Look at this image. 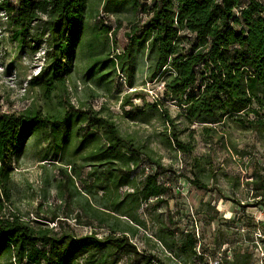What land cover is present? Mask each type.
Wrapping results in <instances>:
<instances>
[{"label":"trees","instance_id":"obj_1","mask_svg":"<svg viewBox=\"0 0 264 264\" xmlns=\"http://www.w3.org/2000/svg\"><path fill=\"white\" fill-rule=\"evenodd\" d=\"M87 8L88 0H17L16 4L0 0L12 39L21 45L31 43L34 53L44 44L47 57L27 80L28 88L38 89L41 104L0 113V264L2 258L9 264H192L200 256L195 250L197 238L191 232L177 237L167 223L168 215L156 221L154 235H139L138 228L146 225L141 206L145 204L147 211L166 203L168 188L156 171L163 169L160 157L120 133L113 113L103 104L98 109L69 104L67 81L83 43ZM101 9L113 15L131 11L136 17L128 22L120 52L97 54L92 42L111 32L106 27L93 34L87 76L102 82L119 72L133 87L138 60L143 58L148 81L161 78L164 94L176 103L185 124H204L201 133L208 138L226 118L240 119L248 112L258 116L264 108L260 0H102ZM121 103L129 104L130 96ZM144 107L129 115L144 112L160 119L171 128L168 144L182 153L192 152V132L191 141L180 140L176 119L166 107L157 102ZM255 119L239 120V125L264 133V121ZM34 133H41L45 143L43 160L64 165L59 168L64 180L57 187L64 202L66 197L76 200V210L64 213V219L54 214L30 222L10 205L11 165ZM193 163L197 174L188 181L205 187L199 185L207 176L205 168L198 158ZM262 170L255 164L246 181L253 204L231 201L241 208L264 203ZM215 189L222 199H231ZM71 215L92 230L75 235L65 228ZM51 221L55 226H48Z\"/></svg>","mask_w":264,"mask_h":264},{"label":"rangeland","instance_id":"obj_2","mask_svg":"<svg viewBox=\"0 0 264 264\" xmlns=\"http://www.w3.org/2000/svg\"><path fill=\"white\" fill-rule=\"evenodd\" d=\"M9 1L17 3V0ZM260 1L264 4V0ZM101 2L88 0L86 32L77 50L73 73L67 81L68 99L74 108L89 104L98 109L103 104L113 113L120 133L132 136L137 144L151 148L160 157L163 169L156 171L159 172L158 180L168 188L166 203L147 211H143L145 204L141 206L139 213L146 225L138 228L139 235H154L156 221L166 219L168 215L167 223L177 237L191 232L197 238L195 250L200 256L192 259V264H264V203L241 208L231 201L254 202L246 181L255 164L262 166L261 172L264 173V133L241 128L239 120L246 122L256 118L264 121V108L258 116L248 112L240 119L235 116L226 118L216 125L217 132L212 138H208L201 133L204 124H185L176 103L164 94L161 78L148 81L143 58L138 60L133 87L122 82L117 72L102 82L87 76L89 44L93 34L106 27L111 32L92 42V49L97 54L120 52L126 44L128 22L136 17L131 11L108 14L101 9ZM30 45L14 41L10 23L0 16V113H16L28 106L41 104L37 88H28L27 85L24 91L19 89L20 84L33 75V67L39 62H47V57L44 55L45 60H41L31 51ZM12 75L13 81L9 77ZM127 95L130 103L122 107L121 101ZM152 102L166 107L170 116L176 119L175 133L180 140L191 141L189 134L192 132L193 149L190 154L175 150L168 144L166 137L171 128L160 119L148 118L144 112L134 118L129 115ZM44 145L41 133H34L28 139L22 156L11 165L10 205L30 222L54 214L64 219V213L76 210L75 197H66L64 202L61 197L63 191L57 187V183L64 180L59 171V168L64 169V165L43 160ZM194 158L199 159L207 175L199 184L205 186L202 188L188 181L197 174ZM75 183L80 186L78 178ZM215 186L231 199H222ZM153 200L150 199L149 203ZM241 216L244 218L240 219ZM66 222L65 228H71L75 235L92 230L77 223L72 215ZM48 226H55V221L49 222ZM95 232L100 236L104 233L100 229ZM139 246L142 248L141 243ZM1 264H9L8 259L2 258Z\"/></svg>","mask_w":264,"mask_h":264},{"label":"built area","instance_id":"obj_3","mask_svg":"<svg viewBox=\"0 0 264 264\" xmlns=\"http://www.w3.org/2000/svg\"><path fill=\"white\" fill-rule=\"evenodd\" d=\"M0 16H1V18H3L4 20H6V18H7V15H6V13L4 12V11H1L0 12ZM35 54L38 56L39 55V58H41V60H44V55L46 54V48H45V45L44 44H42L39 48H38V50L35 52ZM41 55V56H40ZM43 65V62H39V64L38 65H36L35 67H33V72H32V74L33 75H36L37 73H38V71L40 70V68H41V66ZM119 73V72H118ZM119 75V79L122 81V82H124V76H123V74H121V73H119L118 74ZM31 76V75H30ZM29 76V77H30ZM10 77V80L11 81H13V75L12 76H9ZM13 83V82H12ZM12 83H10V86H14V84H12ZM26 87H27V81H24V82H22L21 84H20V86H19V89H22L23 91L26 89ZM145 170L147 171L148 170V168H145ZM124 189H126V188H124Z\"/></svg>","mask_w":264,"mask_h":264}]
</instances>
